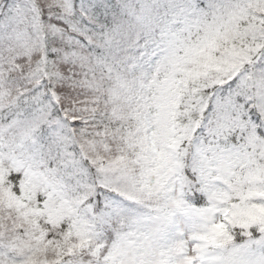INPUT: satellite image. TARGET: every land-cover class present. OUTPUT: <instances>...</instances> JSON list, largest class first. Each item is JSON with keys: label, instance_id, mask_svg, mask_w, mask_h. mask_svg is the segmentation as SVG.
<instances>
[{"label": "snow or ice", "instance_id": "6c2138e0", "mask_svg": "<svg viewBox=\"0 0 264 264\" xmlns=\"http://www.w3.org/2000/svg\"><path fill=\"white\" fill-rule=\"evenodd\" d=\"M0 264H264V0H0Z\"/></svg>", "mask_w": 264, "mask_h": 264}]
</instances>
